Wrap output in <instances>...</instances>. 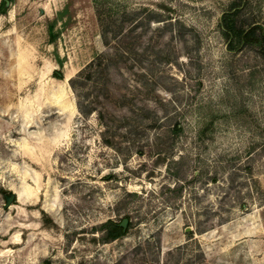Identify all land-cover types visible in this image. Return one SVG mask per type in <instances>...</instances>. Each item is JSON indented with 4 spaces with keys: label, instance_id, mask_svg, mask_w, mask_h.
Listing matches in <instances>:
<instances>
[{
    "label": "rangeland",
    "instance_id": "1",
    "mask_svg": "<svg viewBox=\"0 0 264 264\" xmlns=\"http://www.w3.org/2000/svg\"><path fill=\"white\" fill-rule=\"evenodd\" d=\"M2 1L0 264H264V59L228 51L234 0ZM99 54L77 90L105 125L70 86Z\"/></svg>",
    "mask_w": 264,
    "mask_h": 264
},
{
    "label": "trees",
    "instance_id": "2",
    "mask_svg": "<svg viewBox=\"0 0 264 264\" xmlns=\"http://www.w3.org/2000/svg\"><path fill=\"white\" fill-rule=\"evenodd\" d=\"M6 2L7 0H3L1 5H5ZM246 2L247 0H234L229 9L223 13L220 20L222 35L226 41L228 51L238 52L247 49L255 52L259 57L264 59V25L260 23H242L240 20L241 7ZM99 19L101 20L100 16ZM103 35L105 36V33H102ZM104 56L103 54H99L75 78L70 80V86L78 98L77 105L81 117L87 118L95 113L102 124L105 123L106 115L104 112L94 110L90 106V103L81 100L83 98H81L77 87L81 79H89L91 77V74H88L90 70L94 69V73H98L110 67V64L104 62ZM56 77L61 78L58 74H56ZM171 191L175 192L176 196H180L183 191L182 184L175 183ZM126 219L129 221L126 229L120 226L122 221L112 219L95 226L93 231L99 235L98 240L95 239V241L101 244H109L127 237L133 224L130 216H126Z\"/></svg>",
    "mask_w": 264,
    "mask_h": 264
},
{
    "label": "water",
    "instance_id": "3",
    "mask_svg": "<svg viewBox=\"0 0 264 264\" xmlns=\"http://www.w3.org/2000/svg\"><path fill=\"white\" fill-rule=\"evenodd\" d=\"M6 200H7V207L8 206H10L12 203H13V201L15 200V196L14 195H11V196H7L6 197ZM128 219H123L122 220V222L120 223V226L121 227H123L124 229H126L127 228V226H128Z\"/></svg>",
    "mask_w": 264,
    "mask_h": 264
}]
</instances>
